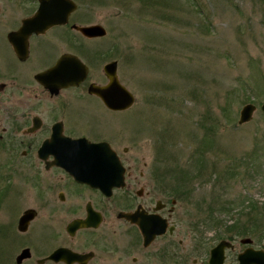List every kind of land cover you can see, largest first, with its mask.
<instances>
[{"label": "rangeland", "instance_id": "1", "mask_svg": "<svg viewBox=\"0 0 264 264\" xmlns=\"http://www.w3.org/2000/svg\"><path fill=\"white\" fill-rule=\"evenodd\" d=\"M89 3L91 22L106 27L109 47L115 43L120 55L119 78L134 95L132 109L150 110L156 136L155 144L127 139L119 149L128 148L126 157L144 156L146 174L152 168L169 173L163 181L169 179L175 197L181 192L165 212L175 226L172 242L149 264H208L209 250L222 239L217 235L224 225L210 219L220 218V207L232 209L222 214L227 224L245 222L238 212L252 204L257 216V223L247 224L252 231L232 235L225 264L246 246L264 250V0ZM246 103L256 108L239 124ZM132 117L125 132L142 127L140 117ZM2 156L0 149V264H11L24 244L15 223L29 195L17 181L8 189ZM36 221L31 244L44 237V220ZM135 236L125 239L132 243ZM131 255L144 259L138 251L124 260L107 256L109 264H134Z\"/></svg>", "mask_w": 264, "mask_h": 264}, {"label": "flooded vegetation", "instance_id": "2", "mask_svg": "<svg viewBox=\"0 0 264 264\" xmlns=\"http://www.w3.org/2000/svg\"><path fill=\"white\" fill-rule=\"evenodd\" d=\"M88 4L0 0L1 159L8 189L17 181L29 195L16 223L23 212L34 211L25 231L17 230L15 223L24 238L18 253L27 248L30 255L21 264H109L108 256L124 260L134 251L144 255H131L134 264H149L164 256L175 231L165 212L172 210L181 192L175 197L169 179L163 181L169 173L152 168L146 174L144 156L126 157L128 148L119 149L127 139L156 143L150 110L132 109L135 98L129 108H121L119 101L110 106L95 90L109 84L105 66L111 62L122 84L120 55L115 43L113 50L109 47L108 30L101 24L103 34L81 32L80 27L94 24ZM134 114L142 127L125 132L124 124ZM123 213H136L143 220L158 216L165 231L144 245L139 227ZM41 219L44 247H39L42 242L31 244L35 221ZM74 220L84 224L72 226ZM134 234L128 243L125 238L131 240ZM59 248L66 249L67 260L47 258ZM228 250L233 248L225 250L222 264ZM237 256L231 264H237Z\"/></svg>", "mask_w": 264, "mask_h": 264}, {"label": "water", "instance_id": "3", "mask_svg": "<svg viewBox=\"0 0 264 264\" xmlns=\"http://www.w3.org/2000/svg\"><path fill=\"white\" fill-rule=\"evenodd\" d=\"M81 32H84L89 36H96L98 34L104 33V28H102L99 24H93L91 26L80 27ZM105 70L107 75L110 78L109 84L103 88H96L95 90L102 94L103 99L110 106H117L115 103L117 101L120 102L121 108H129L132 106L134 102L133 94L122 84H120L115 76V66L114 62H111L105 66ZM124 93V95L122 94ZM252 103H246L242 106L239 111L238 123L243 124L251 120L253 112L256 107ZM262 112L264 113V102L259 106ZM108 150H110L108 148ZM33 210H28L23 212L21 217L18 220L17 228L19 231H25L27 223L30 219L33 218ZM124 218L128 219L130 222L135 223L143 237L144 245H147L151 242V240L156 236L164 233L165 225L161 222V218L154 215H151L150 218L143 220L141 218H136V213H123ZM84 224L82 221L74 220L72 226H80ZM173 228L171 227L170 230ZM232 249L233 245L228 240H220L214 247L211 248L208 258V264H222L225 258V249ZM65 248H59L51 252V254L47 257L48 259L58 260L59 258H63L67 260L68 255H65L63 252ZM75 257L76 255L72 253ZM237 264H264V250L263 249H255L252 247H247L240 254H237ZM29 250L27 248L21 250V252L16 256L14 264H20L25 257H28Z\"/></svg>", "mask_w": 264, "mask_h": 264}, {"label": "trees", "instance_id": "4", "mask_svg": "<svg viewBox=\"0 0 264 264\" xmlns=\"http://www.w3.org/2000/svg\"><path fill=\"white\" fill-rule=\"evenodd\" d=\"M252 206H254V204H252ZM249 207V209L244 208V210H246V212L244 213L243 211V207L240 208V212L241 214H244V216H247L246 221L242 222L240 221L238 218H234L232 219L231 223L227 224L226 221L222 218V214H227L232 212V209L229 207H220L218 208V214L220 216V218L218 216H212V218H210L211 220L215 221L216 224H220V225H224L222 232L218 233V237L220 238H232V235H236V234H242V233H248L250 231H252L247 224L252 225L257 223L256 220V215L254 213H252L251 211H253L255 209V207ZM260 223V222H259ZM259 223L257 228H253V230H258L259 227ZM250 229V230H249ZM248 231V232H247ZM254 232V231H253Z\"/></svg>", "mask_w": 264, "mask_h": 264}, {"label": "bare ground", "instance_id": "5", "mask_svg": "<svg viewBox=\"0 0 264 264\" xmlns=\"http://www.w3.org/2000/svg\"><path fill=\"white\" fill-rule=\"evenodd\" d=\"M20 217H21V216H20ZM20 217H19V218H20ZM16 220H17V219H16ZM15 259H16V258H15ZM22 261H23V260H22ZM14 263H15V262H14ZM14 263H13V264H14ZM21 263H22V262H21ZM21 263H20V264H21Z\"/></svg>", "mask_w": 264, "mask_h": 264}]
</instances>
